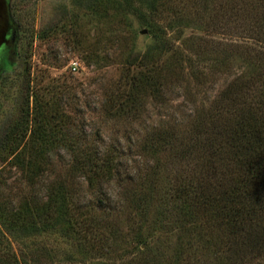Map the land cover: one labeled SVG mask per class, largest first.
<instances>
[{
    "label": "rangeland",
    "instance_id": "1",
    "mask_svg": "<svg viewBox=\"0 0 264 264\" xmlns=\"http://www.w3.org/2000/svg\"><path fill=\"white\" fill-rule=\"evenodd\" d=\"M6 1L15 37L0 73V135L26 108L22 92L27 77L14 63L24 55L30 65L29 88L57 91L49 112L58 136L54 139L61 140L48 145L41 158L46 163L31 180L15 166L13 155L0 150V204L12 209L27 201L39 207L51 186L62 180L72 186L75 203L87 204L88 212L103 225L109 221L117 233L102 249L87 245L83 251L70 237L53 231L22 240L0 235V264H264V253L233 263L222 252L219 233L191 223L162 229L152 240L150 222H143L129 199L139 189L148 190L156 176L166 180L169 190L176 173L186 174L193 166L191 157L181 161L173 156L181 145L172 153L166 147L155 159L148 149L152 138L167 132L186 140L230 81L262 70L264 54L259 52L264 46L254 40L250 6L249 12L234 6L223 14L227 4L237 1L187 0V9L181 6L176 15L177 3L162 0L155 33L165 42L146 61L137 57L146 62L143 67L132 65V59L145 52L152 38L132 14L117 8V0ZM3 13L0 1V19ZM140 70L150 78L136 84L133 106L114 107L112 95L123 96L127 78ZM33 105L30 95V111ZM84 144L107 151L116 166L101 189L70 170L73 155L66 149ZM137 232L147 236L145 242L136 238Z\"/></svg>",
    "mask_w": 264,
    "mask_h": 264
},
{
    "label": "trees",
    "instance_id": "2",
    "mask_svg": "<svg viewBox=\"0 0 264 264\" xmlns=\"http://www.w3.org/2000/svg\"><path fill=\"white\" fill-rule=\"evenodd\" d=\"M191 1L196 4L195 0ZM236 1L233 6L227 4L223 14L235 9L234 6L249 12L250 6L256 27L254 40L264 46V0ZM174 2L176 15L180 14L181 6L187 9V0ZM163 5L162 0H117V8L132 14L152 38L142 55L133 56L132 65L144 67L146 62L142 64L141 59L146 61L149 53L151 56L157 47L163 46L165 40L155 33L156 18ZM27 57L19 55L15 62L27 77L22 92L26 95V108L19 120L9 124L0 135V150L13 155L15 166L30 179L46 163L41 158L49 151L48 145L61 139H54L58 136L53 133L55 120L49 112L52 108L49 101L57 91L55 87L45 86L39 88V93L29 88ZM254 73L230 81L207 113V119L198 121L186 140L174 139L167 132L152 138L148 149L155 159L166 147L172 153L178 145L181 147L173 151V156L181 161L187 156L193 159L191 170L186 174L176 173L169 190L165 187L166 180L156 176L152 177L148 190L139 189L129 195L143 222H150L147 231L152 240L162 229L168 232L175 228L173 225L183 227L191 223L199 229L219 233L222 252L233 263H243L248 256L264 253V66ZM148 78L150 75L144 70L130 74L125 82L129 84L127 91L123 96L120 92L112 95V105L120 109L133 106L136 84L143 85V80ZM45 94L50 97L45 99ZM30 95L34 100L31 111ZM66 150L73 155L70 170L79 173L88 184L99 187L111 179L116 166L107 151L87 144ZM73 194L72 186L61 180L51 186L39 207H31L27 201L12 209L0 204V235L22 240L53 231L70 237L82 251L87 245L102 249L108 238H116V227L109 221L108 225L101 224L86 210L87 204L75 203ZM136 238L145 242L147 236L137 232Z\"/></svg>",
    "mask_w": 264,
    "mask_h": 264
},
{
    "label": "flooded vegetation",
    "instance_id": "3",
    "mask_svg": "<svg viewBox=\"0 0 264 264\" xmlns=\"http://www.w3.org/2000/svg\"><path fill=\"white\" fill-rule=\"evenodd\" d=\"M14 37L15 31L12 27V21L6 7V12L5 14L3 13V18L0 19V73L2 69V63L7 58L6 51L10 47V44H13ZM14 61L16 62V60Z\"/></svg>",
    "mask_w": 264,
    "mask_h": 264
},
{
    "label": "water",
    "instance_id": "4",
    "mask_svg": "<svg viewBox=\"0 0 264 264\" xmlns=\"http://www.w3.org/2000/svg\"><path fill=\"white\" fill-rule=\"evenodd\" d=\"M1 1V4H2V6H3V8H4V14H5V10H6V0H0Z\"/></svg>",
    "mask_w": 264,
    "mask_h": 264
},
{
    "label": "built area",
    "instance_id": "5",
    "mask_svg": "<svg viewBox=\"0 0 264 264\" xmlns=\"http://www.w3.org/2000/svg\"><path fill=\"white\" fill-rule=\"evenodd\" d=\"M75 63L74 62H72V70H75Z\"/></svg>",
    "mask_w": 264,
    "mask_h": 264
}]
</instances>
